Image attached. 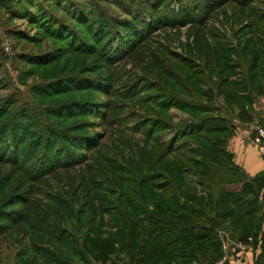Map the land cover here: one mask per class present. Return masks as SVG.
<instances>
[{
  "label": "rangeland",
  "instance_id": "374dc122",
  "mask_svg": "<svg viewBox=\"0 0 264 264\" xmlns=\"http://www.w3.org/2000/svg\"><path fill=\"white\" fill-rule=\"evenodd\" d=\"M255 50L264 0H0V264L39 263L49 239L81 264L73 238L164 187L155 160L190 156L210 107L242 128L224 94ZM223 175L243 178L212 190L239 192Z\"/></svg>",
  "mask_w": 264,
  "mask_h": 264
},
{
  "label": "trees",
  "instance_id": "16d2710c",
  "mask_svg": "<svg viewBox=\"0 0 264 264\" xmlns=\"http://www.w3.org/2000/svg\"><path fill=\"white\" fill-rule=\"evenodd\" d=\"M139 31L142 33L141 26ZM254 56L257 63L248 66L246 79L227 83L231 90L224 94L235 101L239 124L253 121L255 97L264 96V60L257 51ZM217 66L223 73L222 64ZM223 85L215 95H223ZM201 108L209 111L206 104ZM210 108L211 115L199 122V144L186 147L190 156L178 155L175 149L180 148L172 144L162 148L155 160L157 174L166 179L157 184L166 185L157 191L150 189L136 205L123 202L120 218L110 223L99 221L77 242L73 238L74 260L81 264H216L225 254L220 231L231 239L264 245V172L247 177L235 165L227 144L236 129L220 112H227L229 118L233 114L224 107ZM238 170L243 178L223 176L225 184L240 182L239 192L223 187L212 190L217 173L238 174ZM52 241H48L51 254L44 253L39 263L34 256L23 264H79L65 258L70 242L59 241V249ZM256 264H264V254L257 256Z\"/></svg>",
  "mask_w": 264,
  "mask_h": 264
},
{
  "label": "crops",
  "instance_id": "0c3cea01",
  "mask_svg": "<svg viewBox=\"0 0 264 264\" xmlns=\"http://www.w3.org/2000/svg\"><path fill=\"white\" fill-rule=\"evenodd\" d=\"M260 101H262L261 107L254 104L253 121L248 124H240L242 128L235 130L227 144V151L232 154L233 162L247 177L256 176L264 169L263 159L249 142L251 126H264V97ZM219 236L223 242L227 264H256L257 256H259L256 255L257 244L231 239L223 231L219 232Z\"/></svg>",
  "mask_w": 264,
  "mask_h": 264
},
{
  "label": "built area",
  "instance_id": "2783aa9c",
  "mask_svg": "<svg viewBox=\"0 0 264 264\" xmlns=\"http://www.w3.org/2000/svg\"><path fill=\"white\" fill-rule=\"evenodd\" d=\"M249 142L250 145L256 150V152L260 155L264 162V127L260 125H255L249 129ZM264 172V169H263ZM264 194V190H263ZM264 254V245L262 247H258L256 250V255ZM225 261L224 258L217 262L216 264H223Z\"/></svg>",
  "mask_w": 264,
  "mask_h": 264
}]
</instances>
